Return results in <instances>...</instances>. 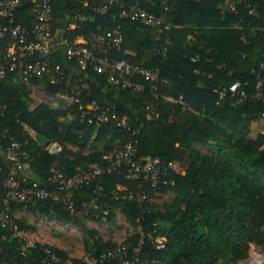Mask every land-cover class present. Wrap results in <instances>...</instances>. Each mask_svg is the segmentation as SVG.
I'll list each match as a JSON object with an SVG mask.
<instances>
[{
  "label": "trees",
  "instance_id": "1",
  "mask_svg": "<svg viewBox=\"0 0 264 264\" xmlns=\"http://www.w3.org/2000/svg\"><path fill=\"white\" fill-rule=\"evenodd\" d=\"M81 1H50L55 39L50 61L69 74L65 83L51 82L50 74L25 81L18 70L0 79V102L6 106L0 117V147L9 155L0 156V211H6L17 228L0 224V264H114L100 254L117 246L125 247L129 256L138 247L137 264H236L247 258L252 244L264 249V122L258 121L264 111V0H240L234 11L226 0H169L168 11L161 8V0H153L144 5L158 17L150 25L112 17L133 0H113L105 15L93 14ZM32 6V0H22L12 23L0 19L5 30L0 57L9 39L8 27L28 28L34 22ZM77 11L86 13V18L68 29ZM117 25L122 41L110 55L158 69L156 90L143 78L138 79L143 84L140 91L120 89L107 81L106 74L90 67L82 70L66 58L63 39L88 37L91 31L106 33ZM257 74L262 79L259 87ZM79 77L90 85L85 100L114 105L113 122L87 123L76 104L57 97L66 83ZM234 81L241 83L237 92L220 97L214 91ZM32 86L47 91L57 102L31 106ZM257 92L260 96L254 97ZM147 104L155 108L157 117L145 118ZM123 116L126 121L120 125ZM134 130L138 156H158L163 164L179 165L180 171L167 170L172 184L156 189L144 180L131 179L121 167L73 191V210L64 195L57 200L34 197L28 202H5V178L14 163L22 165L20 177L51 189L57 173L72 176L106 165L107 157L115 155ZM35 134L57 144L60 151L53 153L48 145L39 144ZM9 136L26 157L9 151ZM25 166L35 178L22 173ZM168 191L174 193L172 199L159 205L153 202V196ZM128 192H146L147 198L129 200L123 196ZM83 202L98 203L108 213H84ZM115 208L131 222L138 221L142 230L120 244L105 241L86 224L112 219ZM20 211L79 228L93 261L70 256L49 243L28 242L21 232L37 228L15 216ZM49 252L55 259L46 263Z\"/></svg>",
  "mask_w": 264,
  "mask_h": 264
},
{
  "label": "built area",
  "instance_id": "2",
  "mask_svg": "<svg viewBox=\"0 0 264 264\" xmlns=\"http://www.w3.org/2000/svg\"><path fill=\"white\" fill-rule=\"evenodd\" d=\"M22 0H0V19L8 18L12 23L13 12L21 4ZM32 12L34 14V22L30 27L21 26L19 24H11L8 27L9 39L6 47L0 57V79L3 78L7 72L18 70L22 74L25 81H28L34 76H42L50 74L51 82L55 84L65 83V79L69 78L61 66L56 63H51V57L54 52L53 46V32H52V6L51 0H32ZM169 0H161V8L165 11L169 10ZM84 6H89L93 14L105 15L109 11V6L113 0H82ZM153 2V0H133L130 6H120L116 15L111 14L112 17L129 19L144 23L147 25L153 24L156 21V15L153 11L149 12L144 5ZM240 0H226V6L229 10L234 11L237 3ZM86 18V13L77 11L73 14L72 21L68 25V29L77 27L76 23L81 22ZM79 27V26H78ZM168 24L165 25V28ZM5 33L3 27L0 28V38ZM122 41V34L120 26L117 25L111 31L101 33L99 31L89 32L87 37L85 34L74 36L72 41L67 38L62 40L65 45V56L67 59L74 61L79 68L86 70L88 67L92 71L106 74L107 81L110 84L117 86L120 89L131 88L136 91L143 89V84L139 78L152 83V90H156L155 82L158 81V69L146 68L140 64H133L124 58H115L110 53L116 49ZM164 52V50H163ZM262 68V66H261ZM115 72L118 75H115ZM257 77V87L260 86L262 79ZM241 87L239 81H234L228 87L221 89L215 88L214 91L222 97L225 93L237 92ZM90 85L84 79L79 77L77 81L66 83L65 87L60 89L57 97L65 98L68 101L77 105L80 117L87 123L100 124L105 122H113L115 116L114 105L110 103H99L95 99L89 101L85 100L89 96ZM257 92L254 97H259ZM6 106L0 102V117L4 115ZM147 120L158 116L155 108L150 104L145 105ZM126 121V116L120 119L123 124ZM258 121L264 122V111L260 114ZM134 130L128 136L123 147L115 154L107 157L108 163L106 165L94 166L91 171L77 172L72 176H66L62 173H57L52 178V188L47 189L41 186L36 181H30L19 176V170L22 168L21 163H14L9 169L5 178L6 185V199L5 202L15 200L19 202H28L31 198H50L57 200L60 195H64L63 200L70 210L74 209V202L70 194L88 184L91 181L99 180L100 177L106 173L112 172L117 168L123 167L128 172L131 179H141L150 184L153 188L159 189L164 185L172 184L169 178L168 169L178 170L179 165L174 161L162 163L158 156L142 157L138 156L136 147L138 139ZM12 145L9 151L16 155L26 157L27 154L19 150L20 144L12 139ZM57 144H48L49 150L53 153H58L60 147ZM99 187V186H98ZM121 188V185H117ZM126 199H136L141 202L147 198L146 192H128L123 195ZM82 211L84 213H92L95 216L105 215L108 210L103 208L98 203H82ZM0 224L2 226L9 225L16 231V225L13 219L6 211H0ZM30 244V243H29ZM163 246V245H161ZM139 248L135 250V254L128 255L125 247L117 246L112 250H107L100 254V258L114 260V264H137ZM48 263L55 259V254L48 253Z\"/></svg>",
  "mask_w": 264,
  "mask_h": 264
},
{
  "label": "rangeland",
  "instance_id": "3",
  "mask_svg": "<svg viewBox=\"0 0 264 264\" xmlns=\"http://www.w3.org/2000/svg\"><path fill=\"white\" fill-rule=\"evenodd\" d=\"M31 97L35 102L42 101L48 104L57 102V98L42 89L37 93L31 92ZM196 147L203 149L200 145H196ZM178 171H180V168H178ZM173 196L174 193L168 191L163 195L153 196L152 200L156 205H159L162 200L172 199ZM15 216H19L27 223L36 226V231L21 232V235L28 242L49 243L63 248L70 256L78 257L88 262L93 261L90 246H87L85 242L86 235L79 228L69 224H58L44 216L33 215L29 211H20ZM86 224L95 228L105 241H111L115 244H120L125 237L133 232H142L138 221L135 223L131 222L118 208L114 209L112 219L87 220ZM236 264H264V249L252 244L247 258L239 260Z\"/></svg>",
  "mask_w": 264,
  "mask_h": 264
},
{
  "label": "crops",
  "instance_id": "4",
  "mask_svg": "<svg viewBox=\"0 0 264 264\" xmlns=\"http://www.w3.org/2000/svg\"><path fill=\"white\" fill-rule=\"evenodd\" d=\"M56 38V40H58L57 39V37H55ZM55 40V39H54ZM31 89H32V92L33 93H37V92H39V90L41 91V88H39V87H37V86H32L31 87ZM43 90V89H42ZM45 91V90H44ZM47 92V91H46ZM48 93V92H47ZM49 94V93H48ZM50 95V94H49ZM35 105V101L33 100V102L31 103V106H34ZM0 156L1 157H3V158H6V157H8L9 155H8V153H7V151L6 150H4V149H2L1 147H0ZM22 173L23 174H25V175H27V176H29L30 178H35V174L33 173V171L32 170H30L28 167H24L23 169H22Z\"/></svg>",
  "mask_w": 264,
  "mask_h": 264
},
{
  "label": "water",
  "instance_id": "5",
  "mask_svg": "<svg viewBox=\"0 0 264 264\" xmlns=\"http://www.w3.org/2000/svg\"><path fill=\"white\" fill-rule=\"evenodd\" d=\"M34 137L39 142V144H41L42 146H47L49 144V141L42 135L35 134Z\"/></svg>",
  "mask_w": 264,
  "mask_h": 264
}]
</instances>
